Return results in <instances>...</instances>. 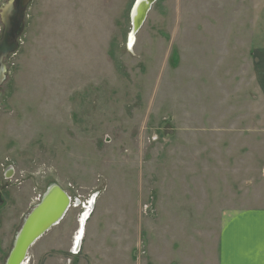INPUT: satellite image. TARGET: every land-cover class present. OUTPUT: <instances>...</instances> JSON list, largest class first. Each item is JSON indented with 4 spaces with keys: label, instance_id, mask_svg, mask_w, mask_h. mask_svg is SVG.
I'll return each mask as SVG.
<instances>
[{
    "label": "rangeland",
    "instance_id": "obj_1",
    "mask_svg": "<svg viewBox=\"0 0 264 264\" xmlns=\"http://www.w3.org/2000/svg\"><path fill=\"white\" fill-rule=\"evenodd\" d=\"M135 1L27 5L0 86V264L53 183L74 204L27 264H183L190 233L213 264L223 212L264 205V106L247 98L264 0H155L129 49ZM135 210L132 257L84 256L94 227Z\"/></svg>",
    "mask_w": 264,
    "mask_h": 264
},
{
    "label": "crops",
    "instance_id": "obj_2",
    "mask_svg": "<svg viewBox=\"0 0 264 264\" xmlns=\"http://www.w3.org/2000/svg\"><path fill=\"white\" fill-rule=\"evenodd\" d=\"M262 16L264 17V15ZM262 37L264 42V34L254 33L251 35V41L253 39L262 40ZM252 52H253V61H254L251 84H250L252 90H250V92L248 93L247 98L251 99V101L256 100L255 103L263 104L264 106V46H262V44L260 43V45H258L254 49L252 47ZM249 94H251V96ZM253 119L256 121L257 120L264 121V115H262L261 118L260 116L256 115ZM255 151L257 150L255 149ZM248 152H254V150H250ZM259 168H262V166ZM254 169L256 170V168ZM259 176H260V184H261L264 182V175L262 169ZM108 213L111 214V212H106V214ZM124 213H121V215H117L116 211H114L113 227L109 229V227L105 226L107 227V230L111 231L108 237H106L107 235H104V233H102V228H99V226L94 227L93 230L94 234H92L87 241V249H84L85 250L84 256H86L87 258L92 257L93 259H95L96 251L94 247L96 248V246L100 245L102 242L104 243L111 242L112 245H114V247L109 248L108 250H114L116 253V251L119 250L122 244L124 248L126 247L125 255H127L128 258L132 257V252L130 251L131 248L136 247L138 244H140L139 235L136 237L133 231L134 227L136 229V223L134 222L138 221L139 214L137 216L136 210L133 212V216H131L132 213L129 214H126V212ZM259 213H264V205L254 206V207L234 208L233 210H227L223 212V214L221 215V222L216 231L213 264H226V260L260 259L258 253L255 257H252L248 255V253L241 246L233 245L232 247H229L230 238H232L234 234L237 233L240 230V228L243 226V224L245 223L244 218L248 217L249 214H259ZM254 219L258 222L259 216H256ZM119 222H121L122 224L121 226H123V228L125 229L122 230L120 228L122 235L123 233L127 232V228H129L130 225H131L130 228H132V229L129 228L130 233L128 232L125 233L126 236L124 242H123V238L119 236L120 230L116 229L119 226ZM105 232L107 231L105 230ZM141 232L142 230L140 231V234ZM127 242H129L128 243L129 246L127 245ZM200 245L202 244H198L197 242L193 241V239L191 238V233L189 235L186 234L185 240H183V253H185L183 255V264H209V261H207V256L203 251L205 250L207 252L208 246L205 247ZM107 254L108 253H106V255ZM127 261L130 263L129 260ZM97 262L98 261L96 260V263Z\"/></svg>",
    "mask_w": 264,
    "mask_h": 264
},
{
    "label": "water",
    "instance_id": "obj_3",
    "mask_svg": "<svg viewBox=\"0 0 264 264\" xmlns=\"http://www.w3.org/2000/svg\"><path fill=\"white\" fill-rule=\"evenodd\" d=\"M29 1L30 0H22V8H24ZM154 1L155 0H146L143 7L138 10L135 22L132 21V12L130 13V35L135 34L141 27ZM17 6V0H11L3 5L0 10V22L2 25L0 38V86L5 80L6 75L3 61L17 50V38L22 33L24 27L23 12L14 16ZM1 200L0 195V204ZM70 205L71 199L65 190L55 183L49 185L38 203L25 215L19 230L14 236L4 264H23L26 262L30 248L61 222ZM91 206L87 209L85 216L90 212ZM82 231L83 228L81 227V234ZM79 244L80 241L78 242V246H76L77 250Z\"/></svg>",
    "mask_w": 264,
    "mask_h": 264
},
{
    "label": "snow or ice",
    "instance_id": "obj_4",
    "mask_svg": "<svg viewBox=\"0 0 264 264\" xmlns=\"http://www.w3.org/2000/svg\"><path fill=\"white\" fill-rule=\"evenodd\" d=\"M259 216L257 222L254 218ZM245 223L229 240V247L238 245L244 248L248 255L260 259L226 260V264H264V213L249 214L244 218Z\"/></svg>",
    "mask_w": 264,
    "mask_h": 264
},
{
    "label": "bare ground",
    "instance_id": "obj_5",
    "mask_svg": "<svg viewBox=\"0 0 264 264\" xmlns=\"http://www.w3.org/2000/svg\"><path fill=\"white\" fill-rule=\"evenodd\" d=\"M145 2H146V0H136L135 3L133 4L132 10H131V12H132V21L133 22H135V19H136V15H137L138 10L143 7V5L145 4ZM133 43H134V34H131L129 36V38H128L127 47L129 49H131V47L133 46ZM91 203H92V201L90 202V206H91ZM82 217H83V219L80 220V224L81 225H83V223H84L83 221H84V218H85L84 215H82ZM82 234H83V232H82ZM80 236H81V229H80L79 235H77V233H76L75 236H74V239H73V241L76 240V243H75L76 246H78V242H79ZM80 243H81V241H80ZM74 251L75 252L77 251L76 247H75V250ZM23 264H27V263L24 262Z\"/></svg>",
    "mask_w": 264,
    "mask_h": 264
},
{
    "label": "flooded vegetation",
    "instance_id": "obj_6",
    "mask_svg": "<svg viewBox=\"0 0 264 264\" xmlns=\"http://www.w3.org/2000/svg\"><path fill=\"white\" fill-rule=\"evenodd\" d=\"M9 1H11V0H7V2H6V4L9 2ZM14 1V0H13ZM31 1V0H30ZM29 1V2H30ZM17 2H18V6H17V9H15V13H14V16H16L17 14L19 15L21 12H23V19H24V16H25V10H26V8H27V5L29 4V2L26 4V6L24 7V8H22V6H21V3H22V0H17ZM3 5H5V4H3ZM1 195V194H0ZM74 204V203H73ZM75 234H76V232H75ZM74 234V235H75ZM75 247H76V245H75V240L73 241V244L71 245V249L74 251L75 250ZM70 249V250H71ZM77 249V248H76ZM72 250L70 251V252H72ZM80 251V250H79ZM73 254H74V252H73ZM68 264H70V261H68ZM72 264V263H71Z\"/></svg>",
    "mask_w": 264,
    "mask_h": 264
},
{
    "label": "built area",
    "instance_id": "obj_7",
    "mask_svg": "<svg viewBox=\"0 0 264 264\" xmlns=\"http://www.w3.org/2000/svg\"><path fill=\"white\" fill-rule=\"evenodd\" d=\"M41 198V197H40Z\"/></svg>",
    "mask_w": 264,
    "mask_h": 264
}]
</instances>
